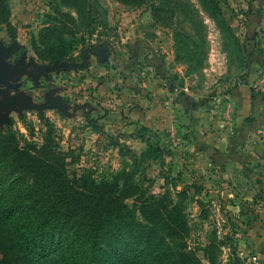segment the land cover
Listing matches in <instances>:
<instances>
[{"label": "rangeland", "instance_id": "obj_1", "mask_svg": "<svg viewBox=\"0 0 264 264\" xmlns=\"http://www.w3.org/2000/svg\"><path fill=\"white\" fill-rule=\"evenodd\" d=\"M51 37L66 55L56 62ZM257 58L264 0H0V131L62 152L52 158L69 180L123 200L133 212L124 225L142 233L125 240L128 255L142 264L264 261L262 170L261 179L227 171L218 149L193 144L219 130ZM156 90L167 114L158 132L128 117ZM96 198L83 211L95 207L103 229L122 226L102 218ZM117 244L102 237L97 250ZM0 264L57 262L17 253L0 218Z\"/></svg>", "mask_w": 264, "mask_h": 264}, {"label": "trees", "instance_id": "obj_2", "mask_svg": "<svg viewBox=\"0 0 264 264\" xmlns=\"http://www.w3.org/2000/svg\"><path fill=\"white\" fill-rule=\"evenodd\" d=\"M209 1L217 4V0ZM45 44L51 49L47 61L56 62L66 56L59 54L52 37ZM20 139L23 136L10 127L0 131V218L12 229L16 252L57 264H142L139 256L128 255L132 252L125 240L130 235L141 238L142 233L124 225L133 214L124 201L92 193L89 185L78 186L76 177H67L64 162L52 158L63 156L62 152L21 147ZM88 194L99 200L105 221L121 222L122 226L103 229L97 225L99 213L95 207L83 211ZM102 237L119 243L105 256L97 250Z\"/></svg>", "mask_w": 264, "mask_h": 264}, {"label": "crops", "instance_id": "obj_3", "mask_svg": "<svg viewBox=\"0 0 264 264\" xmlns=\"http://www.w3.org/2000/svg\"><path fill=\"white\" fill-rule=\"evenodd\" d=\"M263 64L264 60L257 58L255 67L249 73L247 81H244V85L229 95L225 118L219 121V130L208 131V137L203 138L202 143L193 139V144L199 149H208V143L213 149H218L223 154L222 164L227 171L233 169L238 175L246 173L251 179L255 177L261 179V170L264 176V95L253 94V90H256L253 82L257 78V69ZM156 91L148 95L149 99H145L149 108L139 114L129 112V122L139 121L141 126L154 132L164 129L163 119L167 114L165 115L163 111V99ZM228 107L234 111L232 117ZM130 129H135V126L131 125ZM196 129L198 133L199 128Z\"/></svg>", "mask_w": 264, "mask_h": 264}, {"label": "built area", "instance_id": "obj_4", "mask_svg": "<svg viewBox=\"0 0 264 264\" xmlns=\"http://www.w3.org/2000/svg\"><path fill=\"white\" fill-rule=\"evenodd\" d=\"M260 87L262 90H264V72L261 74L257 86L255 88ZM244 264H264V261L259 260L257 257L253 256L250 258H247L246 261H244Z\"/></svg>", "mask_w": 264, "mask_h": 264}, {"label": "water", "instance_id": "obj_5", "mask_svg": "<svg viewBox=\"0 0 264 264\" xmlns=\"http://www.w3.org/2000/svg\"><path fill=\"white\" fill-rule=\"evenodd\" d=\"M2 75V74H1Z\"/></svg>", "mask_w": 264, "mask_h": 264}]
</instances>
